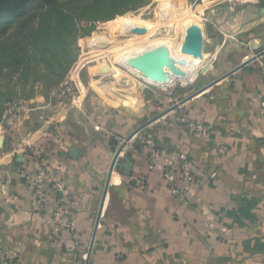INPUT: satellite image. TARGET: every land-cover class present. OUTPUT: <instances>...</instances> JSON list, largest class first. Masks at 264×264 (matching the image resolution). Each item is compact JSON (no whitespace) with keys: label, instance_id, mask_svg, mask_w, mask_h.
Segmentation results:
<instances>
[{"label":"crops","instance_id":"obj_1","mask_svg":"<svg viewBox=\"0 0 264 264\" xmlns=\"http://www.w3.org/2000/svg\"><path fill=\"white\" fill-rule=\"evenodd\" d=\"M252 11L239 25L223 24L207 35L208 81L173 110L159 109L131 137L104 199L116 150L145 124L134 130L114 124L124 114L106 113L113 102L92 117L65 115L44 133L51 146L37 137L27 149L0 141V245L16 251L21 264H85L103 201L88 264H264V118L258 113L264 0L253 2ZM180 110L204 132L179 123ZM145 139L171 157H191L207 178L188 186L160 169L147 171ZM39 158L59 184L41 209L25 179ZM59 201L74 216L75 230L56 239L51 216Z\"/></svg>","mask_w":264,"mask_h":264},{"label":"rangeland","instance_id":"obj_2","mask_svg":"<svg viewBox=\"0 0 264 264\" xmlns=\"http://www.w3.org/2000/svg\"><path fill=\"white\" fill-rule=\"evenodd\" d=\"M97 1L67 0L56 8H38L0 33L1 142L35 148L31 140L37 137L51 146L44 133H52L50 128H57L65 115L92 117L106 101L113 102L107 114H124L113 118L114 124L134 130L206 83L199 69L208 60L207 35L223 24L239 25L253 12V0H149L88 32L81 21L94 18L87 5L95 10ZM51 21H58V28ZM126 21L143 23V32H120ZM188 23L200 27L203 42L201 59L175 51V61L192 70L186 82L155 84L125 66L124 55L140 53L154 42L178 48ZM159 99L163 102L157 108Z\"/></svg>","mask_w":264,"mask_h":264},{"label":"built area","instance_id":"obj_3","mask_svg":"<svg viewBox=\"0 0 264 264\" xmlns=\"http://www.w3.org/2000/svg\"><path fill=\"white\" fill-rule=\"evenodd\" d=\"M257 1L258 0H253V2ZM258 113L264 118V92L258 103ZM176 120L183 124L190 132H204V126L189 120L183 110H180L176 114ZM144 144L147 150V171L160 169L165 177L171 174L175 175L188 186L194 185L207 178V175L198 167L196 161L191 157L185 154L171 157L155 147L151 139H145ZM32 173V175L26 174L25 179L30 185L36 206L38 209H41L44 205L45 197L55 193L59 188V184L54 180V170L42 158L38 159V167ZM136 183L139 184L140 180L137 179ZM170 192L172 195L183 199V193H180L177 189L172 188ZM51 222L53 236L56 239H59L60 233L62 232L72 233L75 230V218L66 209L64 201L58 202L57 207L52 213ZM0 264H21V257L16 251L0 245Z\"/></svg>","mask_w":264,"mask_h":264},{"label":"water","instance_id":"obj_4","mask_svg":"<svg viewBox=\"0 0 264 264\" xmlns=\"http://www.w3.org/2000/svg\"><path fill=\"white\" fill-rule=\"evenodd\" d=\"M132 32L135 33H142L143 29L140 27H135L131 30ZM202 42H203V34L200 29V27L194 25L192 26L184 39L182 51L184 53H187L191 56H195L199 59H201V48H202ZM264 55V51L259 53V56ZM124 64L126 67L132 69L133 71L138 72L141 74L144 78L149 80L152 83L159 84V85H165L169 81L171 77L175 78H184L188 74V69L185 67L181 66L177 61L172 59L171 57V49L168 45L166 44H160L157 45L151 49L145 50L142 53H138L132 56H129L125 59ZM242 66V65H239ZM207 66L204 65L199 73H203L206 70ZM215 81L209 83V85L213 84ZM199 91V90H198ZM196 91V92H198ZM195 92V93H196ZM193 93V94H195ZM183 101H181L182 103ZM177 104L173 105L170 107L169 110H173ZM148 123H145L144 125L140 126L137 128L135 131H133L126 139L120 144L118 149L116 150L106 181H105V186H104V192H103V199L105 198L106 191L108 189V184H109V176L111 174V171L113 169V166L115 164V161L126 145V143L131 139V137L136 134L140 129H142L145 125ZM103 205V201L101 203V206L98 210L95 226H94V232L92 235V240L90 243V249L87 253L86 261L85 264H88L89 261V256L91 252V246L93 243V238L95 235V230L97 228V224L99 221V215L101 212V207Z\"/></svg>","mask_w":264,"mask_h":264},{"label":"trees","instance_id":"obj_5","mask_svg":"<svg viewBox=\"0 0 264 264\" xmlns=\"http://www.w3.org/2000/svg\"><path fill=\"white\" fill-rule=\"evenodd\" d=\"M64 1L67 0H0V29L2 30L0 33L8 31L12 26L20 23L28 13L34 12L38 8H56ZM148 1L149 0H98L97 2L99 3H97L95 10H93L89 5L87 6L90 11L82 8L83 11H87L88 14L94 16V18L85 17L81 22L86 24V29L88 27L89 32L100 22L110 21L115 16L135 10L146 4ZM120 21L121 20H118V22ZM45 22L47 23V20H45ZM51 24H54L53 28H58L59 26L58 21L56 23L51 21ZM79 24L74 25V29L77 30L80 26Z\"/></svg>","mask_w":264,"mask_h":264},{"label":"bare ground","instance_id":"obj_6","mask_svg":"<svg viewBox=\"0 0 264 264\" xmlns=\"http://www.w3.org/2000/svg\"><path fill=\"white\" fill-rule=\"evenodd\" d=\"M133 23V24H132ZM130 22V21H126V22H123L122 23V25H121V29H120V32H128V31H131L133 28H135V27H142L143 28V23H135V22ZM194 25H197L196 23H188L185 27H184V39H185V37H186V34H187V32H188V30L192 27V26H194ZM144 29V28H143ZM183 43H184V41H183ZM183 43L178 47V48H175L174 46L173 47H171L170 49H171V57H172V59H174L175 60V58H174V54L176 53V52H178V53H183L184 55H188L189 56V54H187V53H184L183 51H182V47H183ZM151 46L150 47H147V48H145V50H148V49H151V48H153V47H155V46H157V45H160V43H156L155 44V42L154 43H152V44H150ZM166 45H167V43H166ZM148 46H149V44H148ZM144 50V51H145ZM176 51V52H175ZM143 52V51H142ZM142 52H140V53H142ZM135 54H138V52H132L131 54L129 53H127L126 55H124L123 57H125V59L127 58V57H129V56H132V55H135ZM191 56V55H190ZM195 57V56H194ZM125 61V60H124ZM181 66H183V67H185L186 69H188V74H187V76H185L184 78H175V77H171L170 79H169V81L167 82V84H170V83H172V82H174V81H181V82H186L188 79H189V77L191 76V72H192V70H191V68H190V66L188 65V64H181ZM146 79V78H145ZM163 88V87H162ZM166 88V87H165Z\"/></svg>","mask_w":264,"mask_h":264}]
</instances>
